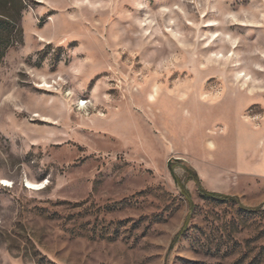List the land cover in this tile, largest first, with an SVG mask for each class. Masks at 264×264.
<instances>
[{"label": "rangeland", "instance_id": "374dc122", "mask_svg": "<svg viewBox=\"0 0 264 264\" xmlns=\"http://www.w3.org/2000/svg\"><path fill=\"white\" fill-rule=\"evenodd\" d=\"M22 2L0 264H264V0Z\"/></svg>", "mask_w": 264, "mask_h": 264}, {"label": "trees", "instance_id": "16d2710c", "mask_svg": "<svg viewBox=\"0 0 264 264\" xmlns=\"http://www.w3.org/2000/svg\"><path fill=\"white\" fill-rule=\"evenodd\" d=\"M15 1L18 3L17 11L20 15L24 7L23 2L22 0ZM16 18L14 15L0 13V60L5 57L7 50L11 46L19 42V38L21 37L19 21Z\"/></svg>", "mask_w": 264, "mask_h": 264}, {"label": "bare ground", "instance_id": "6f19581e", "mask_svg": "<svg viewBox=\"0 0 264 264\" xmlns=\"http://www.w3.org/2000/svg\"><path fill=\"white\" fill-rule=\"evenodd\" d=\"M4 185L8 186L10 185L9 181H5L3 182ZM44 186V182L43 183H32L30 181H27V187L31 188V189H38Z\"/></svg>", "mask_w": 264, "mask_h": 264}]
</instances>
